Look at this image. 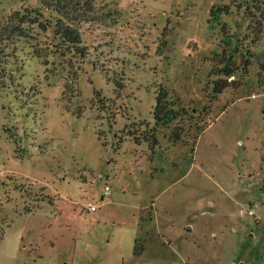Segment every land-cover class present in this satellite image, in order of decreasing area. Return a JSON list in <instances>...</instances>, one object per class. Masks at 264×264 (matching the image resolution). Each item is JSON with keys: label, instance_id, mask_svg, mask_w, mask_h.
<instances>
[{"label": "rangeland", "instance_id": "obj_1", "mask_svg": "<svg viewBox=\"0 0 264 264\" xmlns=\"http://www.w3.org/2000/svg\"><path fill=\"white\" fill-rule=\"evenodd\" d=\"M263 55L264 0H0V264H264Z\"/></svg>", "mask_w": 264, "mask_h": 264}, {"label": "trees", "instance_id": "obj_2", "mask_svg": "<svg viewBox=\"0 0 264 264\" xmlns=\"http://www.w3.org/2000/svg\"><path fill=\"white\" fill-rule=\"evenodd\" d=\"M227 6H217L212 7L210 10V20L216 21L221 14L227 13ZM259 30V29H258ZM224 43L226 47H222L220 53L214 51L215 57L211 60L214 67H212L211 72H215L216 74H222L224 78H218L214 81V92L221 93L226 87L232 84V80H228V77L233 76L235 72L238 70V66H240L243 74H247L249 67L251 66L252 60L255 58V54L250 49V44L257 41L256 37H252L249 40L248 44H243L240 51L237 50V46H233L232 37L228 33L223 36ZM238 58L239 63L236 65V59ZM259 68L257 72V83L258 86L264 92V55L263 58L258 62ZM167 93L166 91H161L156 96L155 106H154V119L156 124L167 125L171 121L175 120L181 115L180 111H177L173 108L171 104V108L166 99ZM180 138V132L172 131L170 134V139ZM142 251V243L139 240L135 241V245L133 248V252L135 254H140Z\"/></svg>", "mask_w": 264, "mask_h": 264}, {"label": "built area", "instance_id": "obj_3", "mask_svg": "<svg viewBox=\"0 0 264 264\" xmlns=\"http://www.w3.org/2000/svg\"><path fill=\"white\" fill-rule=\"evenodd\" d=\"M109 190H110V188H109L108 184H105V186H104V192L106 194H108ZM96 208H97V205L96 204H93V203H89L88 204V209L90 211H94V210H96Z\"/></svg>", "mask_w": 264, "mask_h": 264}]
</instances>
